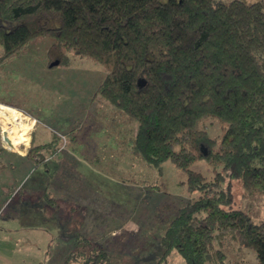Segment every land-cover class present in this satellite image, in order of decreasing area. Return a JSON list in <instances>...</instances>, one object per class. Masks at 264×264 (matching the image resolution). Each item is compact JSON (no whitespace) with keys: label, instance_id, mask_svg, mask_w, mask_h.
I'll return each instance as SVG.
<instances>
[{"label":"trees","instance_id":"trees-1","mask_svg":"<svg viewBox=\"0 0 264 264\" xmlns=\"http://www.w3.org/2000/svg\"><path fill=\"white\" fill-rule=\"evenodd\" d=\"M44 38L49 65L112 58L97 95L135 120L132 153L160 170L172 160L198 191L161 235V259L238 264L234 241L264 264V220L231 206L235 179L264 195V0H0V63ZM47 145L28 150L37 165ZM201 160L212 178L192 168ZM107 259L101 249L84 262Z\"/></svg>","mask_w":264,"mask_h":264},{"label":"rangeland","instance_id":"rangeland-1","mask_svg":"<svg viewBox=\"0 0 264 264\" xmlns=\"http://www.w3.org/2000/svg\"><path fill=\"white\" fill-rule=\"evenodd\" d=\"M51 42L44 38L0 63V106L10 108L5 110L9 115L18 111L17 121L29 124L23 129L27 141L14 146L3 139L9 124L0 117V146L24 153L35 143L48 142L44 153L49 159L41 157L36 167L21 176L17 191L22 190L11 199L30 201L31 190H36L33 200L39 203L43 197L38 194L45 188L44 200L47 203V197H53V203L46 205L45 217H29L41 211L39 205L31 210L18 207L17 233L24 234L25 241L48 230L50 247L44 264H61L71 254L68 264H85L87 255L101 249L108 259L98 264H186L177 251L161 259L160 238L179 208L194 200L198 191L188 189L186 174L172 160L165 161L160 170L132 153L135 120L97 95L112 58L105 66L70 53L69 66H50L47 48ZM210 131L218 132L212 124ZM37 152L36 148L31 153ZM0 158L8 159L6 155ZM53 164L54 172L44 171ZM192 168L208 178L214 176L206 161ZM232 191L233 208L248 211L256 222L264 220V195H246L236 179ZM30 223L33 227L28 229ZM26 248L12 249L21 258L0 250V264H37L40 258ZM225 251L230 262L258 264L254 253L237 242L230 241Z\"/></svg>","mask_w":264,"mask_h":264},{"label":"crops","instance_id":"crops-1","mask_svg":"<svg viewBox=\"0 0 264 264\" xmlns=\"http://www.w3.org/2000/svg\"><path fill=\"white\" fill-rule=\"evenodd\" d=\"M3 110H7V108ZM13 124H14L13 125L14 129L11 132L7 131L6 129H4V131L7 133L9 139L12 141V144L16 146L22 141L24 142L27 141V139L25 138L27 133H24L23 129L25 126H29V124H21L17 120H15ZM45 143L48 142L46 141L38 142L35 143L33 146L45 144ZM5 155L8 157V159L0 160V250H2L3 253H8L9 255L13 254V256L16 258H21L22 255L12 253V249L20 250L19 248L21 247L23 248L27 247L31 251V254H33L34 257L40 258L38 259L37 264H44L45 263L44 258L47 257L50 247L48 233H46L48 232V230L45 231L46 234L41 232L40 235L28 236L27 239L24 241V238L22 237L24 234L21 235L17 233L19 230L17 221H18V217H20V214L18 213V207L20 208V206H25L26 210L28 208H30L31 210V206H34V208H37L38 205L41 206V211H39L38 213H32L30 216L28 215L29 217H34L33 216L34 214L35 215L39 214L43 217L48 216V211L46 207L50 203L48 202L46 203V201L44 200L43 195L45 188L41 190L42 193L38 194V196L43 197L40 199L39 203L34 202L35 199L33 200V197L37 195L36 190L35 191L31 190L30 196L32 195V199L30 198V201L27 202L21 201L17 203L11 199L12 196L18 194L22 190L20 188L17 191V187H18L17 182L21 180V176L22 175L24 176V173L37 166L35 162V156L32 153L31 154L28 153V151L22 153V152H17L15 150H10L6 147L0 150V156L2 157ZM47 157L48 156H46V158ZM47 159H49V157ZM50 160L52 161V159ZM50 160H46V161H50ZM45 168L46 169L44 171L50 170L53 172L56 169L55 164L47 165V167L45 166ZM44 176L47 178L46 183L48 186L49 172H46V174L44 173ZM11 205L13 206L11 207ZM30 227H33L32 223H30L28 229ZM41 229L44 230L43 228ZM6 261L8 262L9 260ZM4 264H10V263H4Z\"/></svg>","mask_w":264,"mask_h":264},{"label":"bare ground","instance_id":"bare-ground-1","mask_svg":"<svg viewBox=\"0 0 264 264\" xmlns=\"http://www.w3.org/2000/svg\"><path fill=\"white\" fill-rule=\"evenodd\" d=\"M0 108L2 109V110L0 109L1 110L0 117L3 118L6 121V123L9 124V126L7 128H5V129L7 131L11 132L14 129V127H13L14 121L17 120V118L19 119V113L17 111H15V110H12V112H13L12 114L13 115H9L5 110H3L5 108H2V107H0ZM7 110H10V108L7 109ZM15 130H16V128H15Z\"/></svg>","mask_w":264,"mask_h":264},{"label":"water","instance_id":"water-1","mask_svg":"<svg viewBox=\"0 0 264 264\" xmlns=\"http://www.w3.org/2000/svg\"><path fill=\"white\" fill-rule=\"evenodd\" d=\"M57 64H59V60H55V61L51 62V63H50V66H54V65H57ZM138 84H139V86H142V85L144 84V79H143V78H140V79L138 80ZM3 139H4L8 144L11 145V141H10V139H9V137H8L7 134H5V133L3 134Z\"/></svg>","mask_w":264,"mask_h":264}]
</instances>
